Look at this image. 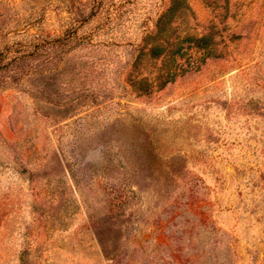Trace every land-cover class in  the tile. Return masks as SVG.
I'll return each mask as SVG.
<instances>
[{"label":"rangeland","instance_id":"rangeland-1","mask_svg":"<svg viewBox=\"0 0 264 264\" xmlns=\"http://www.w3.org/2000/svg\"><path fill=\"white\" fill-rule=\"evenodd\" d=\"M0 264H264V0H0Z\"/></svg>","mask_w":264,"mask_h":264}]
</instances>
